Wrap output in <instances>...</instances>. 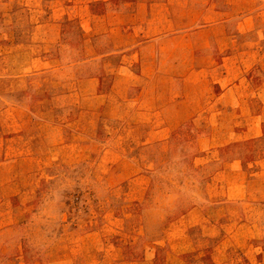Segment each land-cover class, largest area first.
<instances>
[{"label": "rangeland", "instance_id": "obj_1", "mask_svg": "<svg viewBox=\"0 0 264 264\" xmlns=\"http://www.w3.org/2000/svg\"><path fill=\"white\" fill-rule=\"evenodd\" d=\"M0 0V264H264V0Z\"/></svg>", "mask_w": 264, "mask_h": 264}, {"label": "crops", "instance_id": "obj_2", "mask_svg": "<svg viewBox=\"0 0 264 264\" xmlns=\"http://www.w3.org/2000/svg\"><path fill=\"white\" fill-rule=\"evenodd\" d=\"M160 4L165 5V6H167V7H168V6L170 7V6H172V5L175 4V1H171V0H169V1H167V2H166V1H163V2H161V3H160V2H159V3L157 2V5H160Z\"/></svg>", "mask_w": 264, "mask_h": 264}]
</instances>
